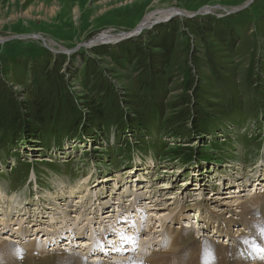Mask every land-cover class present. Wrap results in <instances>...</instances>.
<instances>
[{"label": "rangeland", "instance_id": "1", "mask_svg": "<svg viewBox=\"0 0 264 264\" xmlns=\"http://www.w3.org/2000/svg\"><path fill=\"white\" fill-rule=\"evenodd\" d=\"M250 2L251 0H0V39L8 40L6 47L0 46V76L19 93L21 101H24L23 93L27 84L41 79L36 63H46L47 58H51L48 69L54 68L53 64L57 65L58 62L53 57L47 56L53 54L68 56L61 73L63 68L73 70L71 73L65 70V76L72 95L80 102V98L86 96L80 85L84 72L81 68L83 60L71 68L74 63L72 61L80 59L79 54L98 60L89 51L94 47L117 42L122 33H133L149 13L179 9L196 14L191 20L197 18V23L211 21L218 23L219 29L226 32H239L236 47L231 51L206 35V42L209 41V55L206 57L207 49L203 51L204 44L199 40L201 34L195 32L194 25L189 21L179 25L182 32L177 35L175 54L168 71L167 78L171 83L168 89L171 93L166 103L176 99L183 102L181 99L187 96V102H190L193 109L190 117H200L197 114L198 108L210 114L209 122L199 118L195 119L194 124L185 123L184 118L183 124L166 125L164 121L158 120L157 123L152 122L151 127L162 124L158 127L166 129L172 126V130L162 137L153 133L143 141L139 139L147 136L143 132L135 131L136 135L133 137L128 134L115 136L110 131L107 137L101 136L96 142L75 141V144H71L72 141H67L71 143L62 151L53 149L47 154L40 147L38 149L30 144L24 146L26 141H21L14 148H0V221L8 218L11 220L8 225L12 229L3 234L7 230L3 228L5 225H0L3 228L0 236L7 238L5 242L16 241V211L21 209L31 215V218H23L26 228L27 223L40 222L34 218L40 220L42 216L45 217L41 221L44 222L42 230L49 228L46 225L50 226L51 219L55 218L58 226H61L54 232L52 239H48L49 243L56 241L55 247L50 245L41 249L36 242L30 245L17 242L15 245L20 247V253L17 247L14 252L11 248L1 250L3 260H0V264H82L73 257L74 252L84 255V263L96 260L93 264H98L96 262L100 259L102 263L110 264L114 257L126 256L131 248L136 252L130 253L132 258L149 261L154 252L168 249L170 238H182L183 225L188 226L189 236L183 243V251L189 252L190 256L184 255L181 264H242V261L229 263L227 257L230 259V256L223 251L233 248L234 243L227 238L216 237L214 223L207 224L205 218H209V208V211H223L222 219L225 220L228 217L237 220L247 210V220L254 209L258 213H264V194H254L255 190L257 193L264 192V182L258 181L257 186L251 180L254 173H264V0ZM103 33H109L107 36L113 37L106 45L97 44L91 50L79 47L99 38ZM184 34L187 35L186 38ZM36 35L42 40L35 39ZM22 36L28 38L10 39ZM57 52L61 54H56ZM108 62L107 58L94 64L103 72L108 70ZM136 77H132L131 86L126 90L129 96H133L136 91ZM14 78L21 81V84L11 83ZM217 78L221 83L213 87ZM112 80L121 92L123 83L119 85L114 78ZM189 86H193V89ZM198 87L200 90L196 96L195 89L198 91ZM191 101L198 103V106L193 107ZM208 106L209 110L206 111ZM124 111L130 112L128 109ZM179 111H166L165 120L174 117ZM198 126H203L200 132ZM186 160L196 167L188 169L184 164ZM77 183H80L77 193L69 195V188ZM208 187L211 194L207 191ZM142 198L145 202L136 204ZM91 199L95 201L88 202ZM243 200L247 201V206L251 205L246 210L240 207L242 205H236ZM171 202L178 204L177 210L173 209ZM183 202V207L187 210L185 214L180 211ZM134 207L137 208L132 214L137 216L129 218L131 224L127 221L129 225L134 224V228L118 225L117 230L121 233L130 232L133 238H137L134 239L135 245L126 246L122 243L123 240H113L108 232L106 239L113 241V244L108 243L113 247V254L102 256L105 252L110 253L106 244H102L99 253L93 250L95 255L91 254V248L87 249L83 245L84 241L96 245L103 238L104 227L110 230L120 222V216L126 213V209ZM160 211L166 213L163 214L165 217L158 218L161 217ZM62 212L67 217L64 218ZM106 214L109 215L104 218ZM153 214L155 218L150 217ZM117 216L120 218L117 219ZM173 216L178 217L171 220ZM183 216L186 218H182ZM160 219L168 221L161 225ZM173 222L179 224L175 225ZM261 223L264 224V218ZM141 227L144 231L138 235L136 230ZM64 228L66 233L71 229L74 236H79L77 234L81 232H84V236L75 237L72 247L65 248L64 242H57L59 233ZM100 228L101 232L97 234ZM247 231L242 230L245 234ZM28 234H31L30 230ZM115 236L117 237V232ZM37 238L43 244L46 242V237ZM65 238L67 239L62 237V241ZM205 239L211 241L207 247L203 246ZM148 242L150 244L145 248ZM99 246L100 244L97 248ZM59 248L71 250L63 251ZM213 252L216 256L212 255ZM192 259L194 261L191 262ZM258 264H264V260Z\"/></svg>", "mask_w": 264, "mask_h": 264}, {"label": "trees", "instance_id": "2", "mask_svg": "<svg viewBox=\"0 0 264 264\" xmlns=\"http://www.w3.org/2000/svg\"><path fill=\"white\" fill-rule=\"evenodd\" d=\"M196 20L198 19L190 21L177 17L116 45L109 44L90 49V54L95 55L98 60L79 54L81 58L77 59L78 61L73 60L71 68L76 67L77 63L83 60L81 68L84 72L80 85L86 96L80 98L81 103L72 95L65 76V70H68V73L73 70L63 68L61 73L68 56L47 55L58 62L57 65L53 64L54 68L50 70L48 67L51 58H47L46 63L42 61L36 63L41 79L27 84L23 93L24 101L19 100V93L13 90L12 85L8 86L0 76V148H14L21 141H26L24 146L30 144L38 149L40 147L41 151L48 152L53 147L60 148L62 143L67 141L82 142L87 139L96 142L101 136L107 137L110 131L115 136L128 134L133 137L136 135L135 131L143 132L147 136L139 137V139L146 141L145 139L153 133L162 137L167 131L172 130V126L166 129L158 127L162 124L151 127L152 122L157 123L158 120L164 121L166 125L183 124L184 118H186L185 123L194 124L195 119L199 118L209 122L210 114L198 108H196L197 114L200 117H190L193 109L190 102H187L189 100L187 96L181 99L183 102L176 99L166 103L171 93L168 89L171 84L167 78L168 71L175 54L177 35L182 32L179 25L185 21L193 24L195 32L201 34L199 40L204 44L203 51L207 49V52L209 41L206 42V35L231 51L236 47L239 32L237 30L226 32L224 29H219L218 23L203 21L200 24ZM186 36L184 34L185 38ZM6 45L8 44L0 46L6 47ZM207 52L206 57L209 55ZM107 58L109 68L101 72L94 63ZM134 76H137L136 91L133 96H129L126 90L131 86L130 80ZM23 78L25 81V77ZM112 78L119 85L123 83L121 86L124 90L123 95V90L118 91L117 85L112 83ZM125 80H127L126 85ZM216 80L212 84L213 87L221 83L219 78ZM14 81L11 83L21 84V81L15 78ZM189 87L193 89V86ZM186 89V91L189 90L188 87ZM199 90V87L198 91L195 89L196 96ZM195 104L193 107L198 106V103ZM169 110L180 111L176 112L174 117L165 120V113ZM208 110L209 106L206 111ZM198 127L200 132L203 126ZM205 131H207L206 126ZM188 162L186 160L184 164Z\"/></svg>", "mask_w": 264, "mask_h": 264}, {"label": "bare ground", "instance_id": "3", "mask_svg": "<svg viewBox=\"0 0 264 264\" xmlns=\"http://www.w3.org/2000/svg\"><path fill=\"white\" fill-rule=\"evenodd\" d=\"M106 1V0H105ZM213 9V8H211ZM175 10V9H173ZM178 12L180 13H183L187 16H191L192 15V12L191 13H188L186 11H183V10H179L177 9ZM177 11H164L163 12H154V13H149V15H147L144 19V21L142 22V25L148 27H150V24L152 23V21H163L165 19H169L170 16H172L175 12ZM230 12H228L229 14ZM26 16V15H24ZM109 35V33H103L99 36V38L97 37V40L99 43H107V41L109 40H112L113 37L112 36H107ZM107 36V37H106ZM95 41H93L94 43ZM93 43H91V45H93ZM67 143V142H66ZM65 144V143H64ZM258 181L260 182H264V178H261L259 179ZM80 183H77L74 187H70L68 191V194L71 195V194H74V193H77L78 189L80 188L79 186ZM187 185H190V184H187ZM257 186L259 185V182L258 184H256ZM263 185V184H262ZM188 187V186H187ZM231 188H234V187H231ZM256 189V188H255ZM263 189V188H262ZM197 190V189H196ZM195 190V191H196ZM63 192V191H62ZM48 193V192H47ZM61 193V192H60ZM254 194H264V192H256L255 190V193ZM253 194V195H254ZM52 195V194H50ZM214 196V195H213ZM51 197V196H50ZM145 198V197H144ZM250 198V197H249ZM247 197V199H249ZM258 198V196H257ZM257 198H253V199H257ZM139 199V198H138ZM138 199L136 201H138ZM228 200V199H227ZM145 200H143V198L141 199V202L140 203H137L136 204H141V203H144ZM187 201H185L186 203ZM236 202V201H235ZM40 203V202H39ZM174 207L173 209L174 210H177L178 208V204H176L175 202H171ZM230 203V201H229ZM170 204V203H169ZM167 205V207H169L170 205ZM252 204V203H251ZM184 205V202L183 204L180 206V211L182 212V214H185L187 212V210L184 209L183 207ZM226 205V204H225ZM240 207H243V210L245 208H249L250 206H247V201H241L239 202L238 204H236ZM255 205V204H253ZM201 206V205H200ZM258 206V205H256ZM13 207V206H12ZM133 207V206H132ZM193 207V206H192ZM227 207V206H226ZM236 207V206H235ZM264 207V206H263ZM262 207V208H263ZM134 208H137V207H134ZM256 208V207H255ZM159 209V208H158ZM239 209V208H238ZM134 210V209H133ZM166 209H163V211H165ZM171 210V209H170ZM210 210V208H209ZM207 211L208 212V215H209V218H205V220H207V224L210 223V225H213V231H214V235L216 237H219V238H227L228 241H231L232 243H234V247L232 248H229V250L227 251H223L226 255L229 254L230 256V259L227 257V259L229 260V263H238V262H241L242 261V264H258V262L262 261V259L264 260V224L261 223L262 219L264 218V213H258L256 211V209L252 210V213L250 214V218L247 220L246 219V214L248 213L247 210L246 212L244 213H241L240 215V218L237 219V220H233L232 219H229L225 218L222 219V216L223 215V211L220 213L219 211H214V210H211V211ZM5 211V210H4ZM14 211V210H13ZM169 211V210H168ZM264 211V210H263ZM134 211H130L129 209H126V213H132ZM189 212V211H188ZM61 213V212H60ZM64 212H62L63 214ZM108 213V212H107ZM125 213V214H126ZM16 214L18 216V219H17V229L15 231V234L17 237H15L16 241L14 242H5L7 241V238H3L0 236V260H3V256H2V253L1 250H4V249H8V248H11L12 251L14 252L15 248L17 247L18 248V253H20V247H18L17 245H15V243L17 242H24V244H32V243H35L36 242V245L37 246H40V248H45L46 246H54L56 245V241L54 240V244L53 242H50L48 241V239H52V236H54V232L57 230V229H60L61 226H58V222H56V218L55 219H51V225H46V227H49V228H43V223L44 222H41V221H44V216L41 217V219L39 220V218H34L36 219V221H40L36 224H32V223H27V228L24 227V224H25V219L24 216H29V218H31V215H28L25 213V210L21 209L20 211H16ZM163 214H166L162 211L159 212V215L161 217L158 216V218H163L165 217V215ZM231 214V213H230ZM236 214V213H235ZM109 214H106L104 215L105 217L104 218H107ZM204 215V214H203ZM233 215V214H232ZM62 216V215H61ZM132 215H128V218H131ZM137 215H133L132 218L136 217ZM206 216V215H205ZM63 217H67V214H63ZM151 218L154 217L155 218V215L153 214L152 216H150ZM178 216H173V219L177 218ZM208 217V216H207ZM235 217V216H234ZM127 217L123 219V224H128L127 221L129 220ZM182 218H186L185 216H183ZM236 218V217H235ZM38 219V220H37ZM204 219V218H203ZM183 220V219H181ZM31 221H35V220H31ZM130 221V220H129ZM166 221L168 220H163V219H160L159 220V223H161V225H163V223H165ZM170 221V220H169ZM11 222V220H9L8 218H6L5 220H1L0 221V225H5V230L6 233L4 232L3 234H7V232H10L12 231V229L10 228V225H8L9 223ZM206 222V221H205ZM175 225L176 224H179L177 222H173ZM100 225H102L101 222H99ZM120 225V224H119ZM52 226V227H51ZM129 226H134V224L132 225H129ZM184 226V225H183ZM208 226V225H207ZM68 227V226H65V228ZM3 228H0L3 229ZM65 228L60 231L59 233V240H62V237H67V240H71L70 241V244H64L63 246L66 248L67 246L68 247H72V241L75 243L76 240H73L75 237H79V236H84V232H81L77 235L79 236H74V232H72V230L70 229L69 230V233H66L64 232ZM144 228L141 227V229H137L136 231H138V235H141V233L144 231L143 230ZM243 229H247L248 231L245 233L242 232ZM29 230L31 231V234H28ZM43 231V233H42ZM117 232V231H116ZM114 230H113V233L115 234L116 233ZM38 233H42V236H40V238L42 239V237H46L44 239V241H46L44 244L43 242L39 241L40 239L37 238L38 237ZM103 234V238H101L98 243L95 245L90 244L89 241H84L83 245L88 249L89 247L91 248V254L95 255L94 251H97L98 253L101 251V247H102V244H106L108 243V241H105V239L108 237L106 234H108V231H103L102 232ZM131 233L130 232H127V233H122V234H118L117 233V240L120 242V240H123V244L124 245H128L131 247H133L135 245V242H134V239H137V238H133V236L130 235ZM123 235V236H122ZM235 235H238L237 237ZM110 237V235H109ZM208 237V236H207ZM17 238H21L20 240H18ZM105 238V239H104ZM189 236H188V230H187V227L184 226V235L182 236V238L180 240H176V239H172L170 238V245L167 246V250H164V251H158V252H154L153 255L150 257V260L149 261H146V260H141L139 258H132L130 256V253H136L135 252V249H132L131 250H128L126 253H128L126 256L124 257H114L113 258V262H109L110 264H181V260L182 258L184 257V255L188 256L189 255V252L187 251H183L184 248H183V243L186 239H188ZM201 239V238H200ZM203 239V238H202ZM107 240V239H106ZM148 241V240H147ZM162 240H160V243H161ZM198 241V240H196ZM125 242H127L125 244ZM115 243V242H114ZM152 243V242H151ZM157 243V242H156ZM195 243V242H194ZM230 243V242H229ZM53 244V245H52ZM81 244V243H80ZM100 244V246L97 248V246ZM113 244V243H112ZM150 243H146L145 244V248H147L146 246L149 245ZM188 244V243H187ZM211 244V241L210 239H205V244H203V246L207 247L208 245ZM126 245V246H127ZM153 245V244H152ZM151 245V246H152ZM185 245V244H184ZM58 246H60V244H58ZM163 246V245H162ZM189 246V245H188ZM199 246V245H198ZM197 246V247H198ZM225 247V245H223ZM228 246V245H227ZM55 247V246H54ZM53 247V248H54ZM105 247H108V248H111V246L109 244H106ZM103 247V248H105ZM121 248V247H120ZM165 248V247H164ZM226 248V247H225ZM57 249V248H56ZM159 249V248H158ZM196 249V248H195ZM53 250V249H52ZM59 250H63L65 251L63 248H59ZM68 250H71V249H68ZM94 250V251H93ZM199 250V249H198ZM205 250V249H204ZM203 250V251H204ZM17 251V249H16ZM107 251V250H106ZM5 252V251H4ZM74 252V251H73ZM114 252V251H113ZM116 252V251H115ZM200 252V251H199ZM202 252V251H201ZM65 253V252H64ZM63 253V254H64ZM6 254V252H5ZM68 254V253H67ZM75 257V259H77L78 261L82 262V264H93L94 261L96 260H93L91 262H85V259L84 258V255L79 253V252H74L72 253ZM90 254V255H91ZM196 254V253H195ZM194 254V255H195ZM70 255V254H69ZM98 255V254H97ZM103 255V254H102ZM198 255V254H197ZM202 255V254H201ZM205 255V254H204ZM212 255L216 256V254H214V252L212 253ZM211 255V256H212ZM221 255V254H220ZM23 256V255H21ZM71 256V255H70ZM70 256L69 259H70ZM190 256V255H189ZM192 256V255H191ZM8 257V256H7ZM63 257V256H62ZM65 257V256H64ZM148 257V256H147ZM218 257V256H217ZM223 259L225 258L224 256H222ZM188 258V257H187ZM193 258H195L193 256ZM210 258V257H209ZM212 258V257H211ZM210 258V259H211ZM23 259V258H22ZM191 259V258H190ZM189 259V260H190ZM214 259V258H213ZM219 258H217L218 260ZM222 259V261H224ZM196 260V259H195ZM212 260V259H211ZM74 261V260H73ZM100 261V262H99ZM194 261L193 259L191 260V262ZM215 261V260H214ZM11 262V261H10ZM103 261H101L100 259L98 260V264H104L102 263ZM107 263V262H106ZM188 263V262H187ZM186 263V264H187ZM193 263V262H192ZM191 263V264H192ZM262 263V262H261ZM108 264V263H107Z\"/></svg>", "mask_w": 264, "mask_h": 264}, {"label": "water", "instance_id": "4", "mask_svg": "<svg viewBox=\"0 0 264 264\" xmlns=\"http://www.w3.org/2000/svg\"><path fill=\"white\" fill-rule=\"evenodd\" d=\"M251 2H252V0H251ZM251 2H250V3H251ZM171 11H177V10H171ZM195 15H196V14H193V15H191V16H187V15H185V14L180 13V12L177 11V12H175L172 16H170L169 19H165V20H163V21H155V22H152V23L150 24V27H149V28L153 27V26L156 25V24L158 25V24L166 23V22H168L169 20H171V19H175V18H177V17H181V18H184V19L191 20V18H193ZM147 29H148V27L142 25V23H141L140 26L137 27L133 33H131V34H130V33H129V34L122 33L121 36H120V39H118L117 42H114V44L120 43L121 41H123V40H125V39L134 38L136 35H138V34L141 33L142 31L147 30ZM24 38H28V37H27V36H22V37H13V38H10V39H20V40H22V39H24ZM34 38H35V39H36V38H39V39L42 40V38H41L40 36H38V35L34 36ZM121 39H123V40H121ZM93 41H95V42L93 43ZM93 41H92V42L90 41V42H88V43H86V44H81V45H79V47H84V48L91 49V48H93L94 45H97V44H103V45H105V43H99V42H98L97 40H95V39H93ZM6 42H8V40L0 39V44H5ZM109 42H110V41H109ZM91 43H93V45H91ZM109 44H111V43H109ZM46 46H47V45H46ZM79 47H78V49H79ZM65 53H70V54H71L72 51H65ZM56 54H61V53L57 52Z\"/></svg>", "mask_w": 264, "mask_h": 264}, {"label": "crops", "instance_id": "5", "mask_svg": "<svg viewBox=\"0 0 264 264\" xmlns=\"http://www.w3.org/2000/svg\"><path fill=\"white\" fill-rule=\"evenodd\" d=\"M187 12V11H186Z\"/></svg>", "mask_w": 264, "mask_h": 264}]
</instances>
